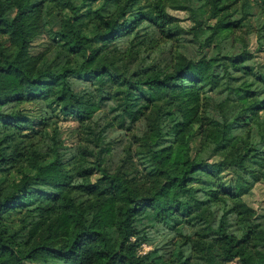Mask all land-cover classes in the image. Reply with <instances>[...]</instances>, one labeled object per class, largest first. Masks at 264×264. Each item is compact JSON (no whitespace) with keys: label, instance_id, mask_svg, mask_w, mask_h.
Masks as SVG:
<instances>
[{"label":"trees","instance_id":"trees-1","mask_svg":"<svg viewBox=\"0 0 264 264\" xmlns=\"http://www.w3.org/2000/svg\"><path fill=\"white\" fill-rule=\"evenodd\" d=\"M232 1L0 0V264H249L242 245L264 212L244 218L243 195L264 164L241 160H264V61H251L247 33L264 17L235 15ZM170 9H186L189 27ZM45 36L56 57L42 67L32 48ZM129 90L135 108L113 98ZM149 111L153 140L137 125ZM59 116L76 120L74 140ZM127 136L133 161L124 153L112 173L104 154Z\"/></svg>","mask_w":264,"mask_h":264},{"label":"rangeland","instance_id":"rangeland-1","mask_svg":"<svg viewBox=\"0 0 264 264\" xmlns=\"http://www.w3.org/2000/svg\"><path fill=\"white\" fill-rule=\"evenodd\" d=\"M243 5L248 6V8L254 12L255 14L260 12V16L264 17V0H233L232 4L230 5V8L234 9V14L237 15ZM262 9V10H261ZM170 11L181 17L180 24H182L185 28H188L191 21L189 18H187V10L186 9H170ZM251 25H252V19H254V16L248 17ZM255 20V19H254ZM256 24V22L254 23ZM261 33H264V28L261 29V31H255L251 30L247 33V50L249 52L253 53V57H251V61L253 63L262 62L264 61V49H257V36ZM220 30H215L211 33L209 40L214 43L217 42L220 39ZM185 37L190 36L189 33L183 35ZM45 40V41H44ZM44 41V42H43ZM47 42V36H45L42 39H38L34 42V47L32 48V52L37 54L38 53V63L43 66H49L51 65L56 57V52L54 48L46 49L48 46ZM189 47L193 45H188ZM117 101H123L126 104H128L131 108H135L139 105L141 102L137 93L134 91H125L120 92L113 97ZM197 98L196 94H193L188 101H193ZM26 108H31L30 103H25ZM189 115H186V118H188ZM118 117H114L112 119L113 123L118 122ZM156 121V115L154 111H149L147 115L141 118V120L137 123L138 129L141 131H145V138L148 140L154 139V131L151 130L152 125ZM58 123L62 127V134L63 136L71 141L75 138V131L73 130V127L77 124L76 120L73 117H62L59 116ZM137 132H140L136 130ZM222 133V127L219 124H207L206 125V134L210 136L213 139H218ZM106 133L103 132L99 135V138H105ZM125 148V149H123ZM132 140L129 136L123 141L122 146H116L106 152L104 154V166L105 168L112 172H117V166L120 163L121 158L123 157V154L126 153V156H128V161L126 165L128 166L133 161L132 156ZM240 146L237 143V141H233L229 146L230 154L235 157L238 156L241 152ZM242 164L245 165L250 170H260L264 164V160L260 157H250L241 160ZM171 162L170 158L164 159L160 165L162 167L167 166ZM44 176H40L43 179H46L50 182L55 180H62V173L60 170L58 171H45L43 173ZM59 193L65 194V192L68 190V187L57 183L55 188ZM177 195L182 198L186 197L185 193L178 192ZM244 199L248 203V209L247 212L243 214V217L246 219L251 218L254 216V214H257L259 212H264V183L259 181L256 182L253 187L250 189V191L243 195ZM152 247L151 243H141V246L139 247L141 252H144ZM242 251L245 259L249 264H258L261 263L264 259V223L261 224L258 229L256 230L254 236H253V243L249 245H242ZM90 259H73V264H90ZM224 264H241L238 260L234 259L232 261L226 262Z\"/></svg>","mask_w":264,"mask_h":264}]
</instances>
